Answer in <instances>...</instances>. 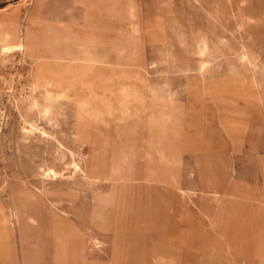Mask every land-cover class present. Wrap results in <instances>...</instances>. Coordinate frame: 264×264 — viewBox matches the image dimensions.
<instances>
[{
	"label": "rangeland",
	"instance_id": "374dc122",
	"mask_svg": "<svg viewBox=\"0 0 264 264\" xmlns=\"http://www.w3.org/2000/svg\"><path fill=\"white\" fill-rule=\"evenodd\" d=\"M116 52L138 55L115 65L141 90L131 147L100 121ZM83 57L88 112L36 84ZM1 155L0 264H264V0H0Z\"/></svg>",
	"mask_w": 264,
	"mask_h": 264
},
{
	"label": "bare ground",
	"instance_id": "6f19581e",
	"mask_svg": "<svg viewBox=\"0 0 264 264\" xmlns=\"http://www.w3.org/2000/svg\"><path fill=\"white\" fill-rule=\"evenodd\" d=\"M71 26H73V25H71ZM76 40L79 41V42H83L84 43V41H88V40L90 41V40H93V38L89 37V38L84 39V40L80 39V38H77ZM17 47L19 48V52L24 54V44L21 43ZM4 48H5V46H4ZM137 58H138V55H136V54H130V55L124 54L123 55V54H118L116 52V57H115L113 63L108 66V78H107V82H106V86H105V101H104L103 109L100 112V121L103 124H107L108 122L112 123L113 120H120V121L124 120V121H126V123L124 125H120L117 128L118 129L117 132L119 134V137L121 138L122 143L126 147L127 146H130V147L133 146V143L131 142V140H130L131 138L130 137L132 136V134L138 132L137 130H136V132H134L135 131L134 122H128V118L133 116V115L134 116L138 115V107H139V103H140L141 90L138 89V88L132 87V86H130L127 89H121L119 87V85L117 84V81H116L118 70L115 67V65L131 64ZM36 63L39 66V69H44L46 71V73H40L36 77V84L38 86L43 87L44 91L46 93H52V94H54L56 96H59V97L65 98V99H74V100H76L79 103V105L82 107V109L85 112H88L92 108L93 96H94V92H95V89H96L97 74H98V65H97L96 62H94L92 59H89L87 57H83V58H75V59H72L70 61L60 60V59L37 60ZM10 85H11V83H10ZM9 89H10V87H9ZM22 91L24 92V90H22ZM56 98H58V97H56ZM159 100H162V99H159ZM155 102H156L155 100H152L149 103L148 113H147V115L145 114L147 116V120L146 121L149 120L148 123H149V126L151 127V131H153L154 133H159L162 136V138L164 139V137L168 133V131L170 129H174V128H171V124L173 122H172V120L165 121V120H162L161 118H155V119L151 118L152 117L151 113H152L153 107L155 106ZM84 111H83V113H84ZM174 111H175V108L174 107H172V108L170 107V109H169L170 114H174ZM89 113H92V111L89 112ZM91 118H93V117H91ZM144 123H145V121L143 122V124ZM192 123H193V121H192ZM137 126H138V124H136V127ZM143 128H144V126H143ZM146 128H148V127H146ZM236 132H237V130H236ZM233 134H235V133H233ZM153 137H151V138H153ZM157 139H158V137H157ZM152 141H153V139H152ZM159 144H161V143H159ZM161 146L159 145L158 147L160 148ZM158 147L154 148V149H156V152H158L159 155L161 154V157L163 159L162 147L160 149H158ZM193 149L191 148L190 151H192ZM134 153H135V151H133V150L124 151L122 154L116 156L115 158H111V161H110L111 163L110 164L112 165L114 170H115V168H121V169H123V172L127 171V172L131 173V170H132L131 168L134 165V161L132 159L133 158L132 156L134 155ZM159 155H158V157H159ZM0 157H2V155ZM142 157H143V155H142ZM145 157L147 158L148 156L145 155ZM151 157H152V155H151ZM160 160H161V158H160ZM138 161H139V158H138ZM147 161H148V159H147ZM157 161H158V159H157ZM136 171H138V170L136 169ZM107 173H105V174H107ZM137 174H139V173H137ZM129 178L130 177H127V179H129ZM113 199L111 197V200L115 201ZM103 204H105V203H103ZM103 204H101V205H99V206H97L95 208L94 216H95L96 219L103 217V214L101 212ZM12 214H14V213H12Z\"/></svg>",
	"mask_w": 264,
	"mask_h": 264
},
{
	"label": "crops",
	"instance_id": "0c3cea01",
	"mask_svg": "<svg viewBox=\"0 0 264 264\" xmlns=\"http://www.w3.org/2000/svg\"><path fill=\"white\" fill-rule=\"evenodd\" d=\"M158 103L166 104L165 102H161V101H159ZM166 105H168V104H166ZM168 106H170L171 108L173 107V106H171V105H168ZM172 126L175 127L174 125L171 124V128H173Z\"/></svg>",
	"mask_w": 264,
	"mask_h": 264
}]
</instances>
